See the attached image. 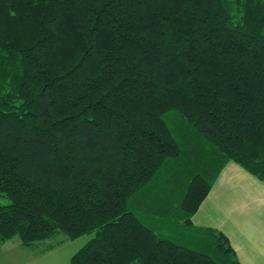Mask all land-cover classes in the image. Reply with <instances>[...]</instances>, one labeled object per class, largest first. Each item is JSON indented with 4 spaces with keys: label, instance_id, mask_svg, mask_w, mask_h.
<instances>
[{
    "label": "trees",
    "instance_id": "16d2710c",
    "mask_svg": "<svg viewBox=\"0 0 264 264\" xmlns=\"http://www.w3.org/2000/svg\"><path fill=\"white\" fill-rule=\"evenodd\" d=\"M228 162L264 182V0H0V243L240 264L190 220Z\"/></svg>",
    "mask_w": 264,
    "mask_h": 264
},
{
    "label": "crops",
    "instance_id": "0c3cea01",
    "mask_svg": "<svg viewBox=\"0 0 264 264\" xmlns=\"http://www.w3.org/2000/svg\"><path fill=\"white\" fill-rule=\"evenodd\" d=\"M190 220L196 228L222 232L240 264H264V182L238 164L228 162L222 168ZM55 246L37 256H22L19 259L24 264H69L73 253L61 260L55 256L52 260L47 258L48 254H56L58 246ZM18 247L20 251L17 254L0 260L15 263L18 254L26 249L21 243ZM40 255L44 263L35 261Z\"/></svg>",
    "mask_w": 264,
    "mask_h": 264
},
{
    "label": "rangeland",
    "instance_id": "374dc122",
    "mask_svg": "<svg viewBox=\"0 0 264 264\" xmlns=\"http://www.w3.org/2000/svg\"><path fill=\"white\" fill-rule=\"evenodd\" d=\"M9 203V200L8 198H6L5 196L3 195H0V204L1 205H6ZM186 235L188 237H186L185 239L181 238L180 239V243L179 244H183V245H187L191 248H196L194 244H192L190 241L193 240V236L190 240V237L188 235V233H186ZM65 236L63 234H58L57 236H55L54 238L50 239V240H47L45 242H41L39 244H36L35 246L29 248V250L27 249H24V253L21 252L18 254V259L17 260H14L15 263H12V264H24V263H21L22 262V259H19L21 258L22 256H24V258H30L29 256H37V254L41 252V250H43L44 248H46L47 245L49 244H55L56 242H58L59 240L63 241L65 240L64 238ZM89 239V236L88 235H85V236H82L80 238H77L73 241L71 240H67L66 242L63 241V243L59 244V245H56L55 247L58 246V248L56 249V254H48L47 255V258L49 257L50 260L53 259V257L55 256L56 259L58 260H61L62 257H68L69 254H72L74 253L78 248H80L87 240ZM20 243V240L17 238V237H14L10 240H7L4 242V244H1L0 245V259L8 256V255H15L18 253L19 250V245ZM32 250V252H31ZM46 254V253H45ZM25 261V260H24ZM35 261H41V262H45L42 258V256H38L37 259ZM27 262V261H25ZM0 264H9V261L7 260H0Z\"/></svg>",
    "mask_w": 264,
    "mask_h": 264
}]
</instances>
